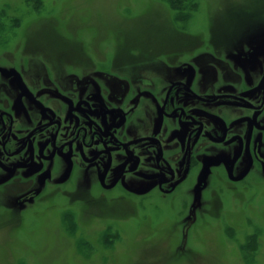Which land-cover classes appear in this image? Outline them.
Segmentation results:
<instances>
[{
    "label": "flooded vegetation",
    "instance_id": "1",
    "mask_svg": "<svg viewBox=\"0 0 264 264\" xmlns=\"http://www.w3.org/2000/svg\"><path fill=\"white\" fill-rule=\"evenodd\" d=\"M252 32L231 52L75 79L0 63V207L21 213L72 187L190 198L193 215L219 180L264 183V33Z\"/></svg>",
    "mask_w": 264,
    "mask_h": 264
},
{
    "label": "rangeland",
    "instance_id": "2",
    "mask_svg": "<svg viewBox=\"0 0 264 264\" xmlns=\"http://www.w3.org/2000/svg\"><path fill=\"white\" fill-rule=\"evenodd\" d=\"M252 31L264 33V0H0V63L75 79L231 52ZM257 180H219L193 215L190 198L72 187L21 213L0 207V264H264Z\"/></svg>",
    "mask_w": 264,
    "mask_h": 264
}]
</instances>
